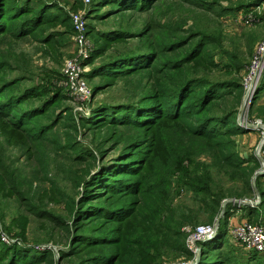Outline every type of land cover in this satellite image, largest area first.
Instances as JSON below:
<instances>
[{"label":"trees","instance_id":"obj_1","mask_svg":"<svg viewBox=\"0 0 264 264\" xmlns=\"http://www.w3.org/2000/svg\"><path fill=\"white\" fill-rule=\"evenodd\" d=\"M32 1H37L39 5L35 6ZM93 1L95 10L114 4L117 7L113 9L120 8V11L125 12L147 10L153 0ZM262 1L251 0L250 5ZM241 6L247 7L248 4ZM49 7L62 10L55 1L0 0V38L12 36L22 39L23 36L32 34L40 24L49 22L50 17L43 19ZM66 17L67 15L63 22L69 20V15L68 19ZM52 20H56L55 17ZM17 21L18 25L15 27ZM192 27L184 30V36L174 37V41L166 44L174 46L175 57L162 60L159 67V62L155 63L158 65L151 66H154L151 70L156 67L162 68V71L170 68V78L165 77L164 81L158 79L151 90L140 93L134 100L102 102L92 108L89 115L81 116L80 122L74 121L72 124L75 131L83 125L103 133V140L97 144L99 147L95 152L91 148V151L86 149L93 160L84 169V176L77 177V183L83 186L81 195L78 199L71 197L69 203L75 225L71 235L70 254L82 253L89 247H100L99 251L93 253L87 251L79 264H160L162 252L158 246L193 255L186 245L188 232L182 230V226L198 221L193 223L195 225L192 227H195L199 223L195 210L187 209L182 204L185 208H181L178 213H169L171 206L163 198H157L156 200L160 199V205H152V211L148 210L154 191L159 190L160 194L161 188L171 181L176 172H179L178 177L185 184L201 195L208 212L207 223L219 222L214 238L202 241L207 243L214 240V243L210 248L201 245L204 254L197 264L231 263L229 254L223 258L209 255L210 250L221 249L227 243L225 233L228 231L229 216L240 206L229 201L224 213L220 215L222 203L228 196L254 197L256 193L252 177L261 168L262 162L256 154L242 156L233 137L235 133L247 130L238 119L239 99L242 97L244 84L238 80L212 79L200 72L190 73L192 66L203 51H206L204 48L212 44L208 33L201 31L196 25ZM126 34L132 32L124 31L115 39L124 38ZM6 44L0 42V69L12 66L5 54ZM176 48H183L181 56L176 53ZM146 50L149 52L131 54L95 65L89 74L127 75L145 70L151 63V56L148 54L153 52L152 49ZM97 51L103 50L98 48ZM15 83L16 79L1 82L0 121L7 120L12 127L20 129L24 133V139L29 137L37 147H41L44 140L58 148H77L79 151L76 150L72 159L86 160V154L81 153L85 148L71 130L67 131L65 141L49 138L58 124V114L53 113V107L45 104L49 99H43L39 103L31 102L29 100L34 94L31 86L20 91H9ZM101 87L102 83L95 84L93 91ZM263 87L264 85L259 86V91ZM228 94L234 96V103L231 105L225 99ZM107 141H112V147L118 149L114 156L108 158L106 153L109 152L103 144ZM201 153L209 154L210 161L194 157ZM212 166L216 169L215 173L211 170ZM0 170L13 190L23 188L25 182L19 181L11 170L8 171L5 163H0ZM223 175L230 179L227 185ZM262 175L264 172L256 178V184L263 194L259 206L242 204L249 209L248 217L251 221H257L254 219L255 215L263 212L264 187L262 182L259 185L258 180ZM21 194L35 212L56 221L58 219L61 223H69L67 218L51 214L50 210L38 206L25 192ZM166 211L168 213L163 214ZM162 214L164 218L154 226L151 217L158 215L160 218ZM134 218H139L140 224L131 227L130 223ZM259 218L260 216L257 219ZM156 219L155 217L154 220ZM142 232H155L159 235L148 240ZM22 239L24 242L19 241ZM17 240L10 244L0 238V264H38L53 258L50 249L37 251L23 237H17ZM65 251L62 250V254ZM236 259L237 264H264V251L253 250Z\"/></svg>","mask_w":264,"mask_h":264},{"label":"rangeland","instance_id":"obj_2","mask_svg":"<svg viewBox=\"0 0 264 264\" xmlns=\"http://www.w3.org/2000/svg\"><path fill=\"white\" fill-rule=\"evenodd\" d=\"M48 1H55L57 6L62 8V10L57 7L48 8L43 17L44 20L50 17L48 23L40 24L35 32L23 36L22 39H15L12 36L6 39L0 38V42L7 43L5 46L7 49L4 47L5 54L12 65L0 69V85L3 80L16 79V83L8 89L9 91H20L31 86L34 94L29 101L39 103L48 98L45 104L53 107V113L58 114V124L49 138H60L65 141L67 131L71 130L83 144L85 149L81 153L86 154L87 159L73 160L72 157L76 150L79 151L77 148L76 150L69 147L58 148L49 141L43 140L41 147H37V144L29 137L24 139V133L20 129L12 127L7 120L0 121V163H5L8 171L11 170L19 181L25 182L20 192L17 189V191L13 190L0 170V238L11 244L18 241L17 237H23L26 243L33 244L37 251L50 249L53 258L38 264H79L87 251L93 253L99 251L100 247H89L82 253L70 254L71 235L75 225L72 221L69 203L71 197L78 199L81 195L83 186L77 183V177L84 176V169L93 160L91 153H88L86 149L90 151L92 149L95 152L99 147L97 144L103 140V133L83 125L75 131L72 128L74 121L80 122L81 116L89 115L92 108L102 102L116 103L127 99L134 100L140 96V93L151 90L152 85L158 83V79L164 81L165 77L170 78L172 76L170 68L164 71L162 68L157 69L162 60L175 57L174 46L166 44L174 41V37L184 36V30L193 28V25L208 33L212 44L204 48L206 51H203L198 61L192 66L190 73L200 72L212 79L238 80L244 84L257 48L264 41V0L251 5V0H153L154 2H150L151 5L147 10H126L125 12L120 11V8L113 9L117 7L114 4H108L95 10L93 0L90 2L86 0ZM32 4L39 5L37 1H32ZM242 4H248V6L242 7ZM77 11L82 12L87 20V36L91 47L89 57L82 62L84 76L92 87V95L85 100L73 93L63 82L65 79L63 66L66 59L77 56L75 32L74 29L72 30L73 21L72 17L70 18L71 14ZM65 15H67L66 19L69 15L67 22H63ZM52 17L56 20H52ZM248 18L251 22L249 24L245 22ZM17 25L18 21L15 27ZM124 31L132 32V34L115 39ZM98 48L103 51H97ZM146 49H152L153 52L148 54L151 56V63L145 70L131 72L127 75L113 73L91 76L89 74L95 65L120 57L125 58L131 54L149 52ZM176 49V53L181 56L183 48ZM157 62L159 65L155 64ZM152 65H158V67L151 70L154 67H151ZM262 67L263 71L250 94V101L243 104L245 86L242 97L239 99V123H242L241 125L247 130L233 135L242 156L250 157L256 154L259 159L256 151L264 139V130L256 125L247 124L248 126H245L243 122L252 124L257 118H262L264 121V87L259 91V86L264 85L262 84L264 63ZM98 83H102V87L93 91V87ZM253 84V80L250 79L247 91L251 92ZM227 96L225 98L227 103L233 104L234 96L230 94ZM111 143L112 141L103 143L109 152L106 153V158L117 153L118 149L113 148ZM194 157L210 161V155L207 153ZM187 164L190 163L187 162ZM92 170L95 169L92 167ZM211 170L213 173L216 172L213 166ZM178 175L179 172H176L172 176L171 181L161 188L160 194L159 190L154 191L148 210L152 211V205L156 207L160 205V199L156 200L157 198H163L167 199L171 206L169 213H178L181 208L187 207V209H194L198 214V224L207 223L208 212L201 195L196 194ZM262 176L258 179L259 185L262 182ZM223 177L226 185L230 183L226 175ZM254 191L256 195L248 198L257 201L252 205L259 206L263 194L259 192V188H254ZM24 192L31 196L38 206L50 210L51 214L67 218L69 223H61L58 219L56 221L52 217H45L35 212L34 208L31 209V205L27 204L28 200L24 199L21 194ZM227 199L231 202L232 200L237 201L235 196H228ZM182 204L185 207H182ZM262 209L263 212L255 215L254 219L264 225V207ZM167 213L166 211L163 214ZM163 214L160 218L158 215L155 216L156 220H154L155 217H151L154 226L162 221ZM259 216L261 219H257ZM197 222L184 224L182 230L186 231L188 226L192 227L195 225L193 223ZM139 224L140 219L134 218L130 226ZM4 234L7 240L2 237ZM158 235L159 233L155 232L144 233L148 240ZM225 239L227 243L221 249L210 250L209 255L223 258L229 254L232 258L230 264H237L238 256L253 251L235 239L231 227L226 231ZM19 241L24 242L23 239ZM213 243L214 240L207 243L201 242L205 248L212 247ZM158 247L162 252L160 262L192 257L189 255L190 252L173 251L165 246ZM62 250H66L65 254H62ZM203 254L200 251L197 256L198 260Z\"/></svg>","mask_w":264,"mask_h":264},{"label":"built area","instance_id":"obj_3","mask_svg":"<svg viewBox=\"0 0 264 264\" xmlns=\"http://www.w3.org/2000/svg\"><path fill=\"white\" fill-rule=\"evenodd\" d=\"M48 1V0H45ZM90 2V0H86ZM73 27H74V40L77 46V56L69 57L66 59L63 66V73L65 79L63 82L73 91L78 97L83 100L88 99L92 95V87L88 83L86 77L84 76L83 60L89 57L91 52V47L89 44L87 36V20L84 14L80 11L73 12L71 14ZM247 24L251 23L250 18L245 20ZM264 63V41H262L257 52L252 60L249 67V71L244 79V86L246 88L245 103L250 101V94H252L255 85L263 71ZM250 79L253 80V89L249 93L247 87ZM240 122V121H239ZM246 122V121H245ZM243 122V125H256L264 130V121L262 118H257L254 123L250 124L248 122ZM242 124V123H241ZM262 162V168H264V139L257 147ZM249 199V198H246ZM253 200V199H249ZM256 201V200H255ZM257 202V201H256ZM188 235L186 237V245L193 252L191 258H179L166 260L160 264H197L198 254L202 251V241H206L217 234L218 226L217 223H201L197 224L195 227H187ZM231 232L235 239L243 243V245L249 250L264 251V225L261 222L251 221L249 219L239 222L238 224L231 227ZM2 237L7 240V236L4 234ZM9 240V239H8Z\"/></svg>","mask_w":264,"mask_h":264},{"label":"crops","instance_id":"obj_4","mask_svg":"<svg viewBox=\"0 0 264 264\" xmlns=\"http://www.w3.org/2000/svg\"><path fill=\"white\" fill-rule=\"evenodd\" d=\"M263 178H264V175L262 176V184L264 187V179ZM259 192H260V189H259ZM246 198H248V197H246ZM236 200H237L236 202H238V205H240V206L238 208H236L235 211L229 216L228 230L230 227L238 224L239 222L249 219V217H248L249 209L247 207H244L241 204V203H243V204H246V203L240 201L237 197H236ZM212 238H214V237H212ZM212 238H210V239H212Z\"/></svg>","mask_w":264,"mask_h":264},{"label":"water","instance_id":"obj_5","mask_svg":"<svg viewBox=\"0 0 264 264\" xmlns=\"http://www.w3.org/2000/svg\"><path fill=\"white\" fill-rule=\"evenodd\" d=\"M246 94L247 93H245V96H246ZM245 96H244V98H243V104H245ZM241 118V117H240ZM257 154L258 155H260V153H259V151H258V149H257ZM264 172V168H259V169H257L256 170V172H255V174H254V178H253V184H254V188H256V189H258V186L256 185V182H255V178H256V176L258 175V174H260V173H263ZM240 201H242V202H244V203H250V204H253L254 202H256V201H254V200H249V199H246V198H241L240 199ZM227 202H229V199H227V198H225L224 200H223V203H222V211H221V213H220V215H222L223 213H224V210H225V208H226V204H227ZM217 221H219V220H217ZM219 222H217V224H218ZM218 226V225H217Z\"/></svg>","mask_w":264,"mask_h":264},{"label":"bare ground","instance_id":"obj_6","mask_svg":"<svg viewBox=\"0 0 264 264\" xmlns=\"http://www.w3.org/2000/svg\"><path fill=\"white\" fill-rule=\"evenodd\" d=\"M250 93V92H249Z\"/></svg>","mask_w":264,"mask_h":264}]
</instances>
